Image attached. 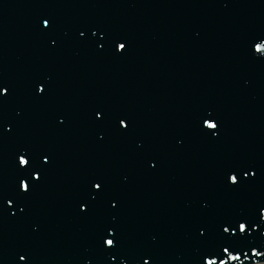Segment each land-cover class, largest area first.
<instances>
[{"label":"water","instance_id":"water-1","mask_svg":"<svg viewBox=\"0 0 264 264\" xmlns=\"http://www.w3.org/2000/svg\"><path fill=\"white\" fill-rule=\"evenodd\" d=\"M42 17L55 21L54 31L41 30ZM97 28L126 39V54L78 37ZM254 34H264V0H0V81L12 85L0 119L15 127L0 136V188L14 191L20 147L52 154L25 212L0 211V264H17L21 250L31 264H142L145 254L150 264H200L208 244L198 227L211 243L221 219L256 220L264 205V60L248 53ZM37 80L48 81L46 96L34 94ZM98 108L129 116L128 132L94 122ZM205 108L221 117L218 140L198 131ZM239 160L258 176L226 187L222 173ZM98 177L118 207L101 201L81 215L77 206ZM107 226L121 241L111 262L100 247ZM261 245L257 230L244 246Z\"/></svg>","mask_w":264,"mask_h":264},{"label":"snow or ice","instance_id":"snow-or-ice-1","mask_svg":"<svg viewBox=\"0 0 264 264\" xmlns=\"http://www.w3.org/2000/svg\"><path fill=\"white\" fill-rule=\"evenodd\" d=\"M55 29V21L51 17L41 18V30L52 32ZM90 36L85 30H79L78 37L91 44L97 51L103 52L111 46L113 54L123 56L127 52V40L119 36L109 34L102 29H89ZM99 33V38L97 34ZM55 45L58 42L53 40ZM247 49L250 57L254 60H264V34H254L247 41ZM259 54V55H257ZM48 81L37 80L32 86V90L37 96H46V86ZM12 95V85L7 81H0V101L6 102ZM19 115V114H18ZM58 123L63 125L65 118L57 117ZM93 120L102 126L106 121L114 122V126L119 132L127 133L131 127V119L126 114L109 113L106 109L98 108L93 112ZM198 131L208 140H218L221 135V117L214 108H205L195 117ZM15 135L13 124L0 119V136ZM103 140V136H100ZM52 166V154L46 150L33 151L29 147H20L14 153L15 182L14 191L8 194L0 188V211L9 213L12 217L19 213L23 214L26 208V201L35 191L38 185L44 180L45 174ZM151 168H156L157 163L149 161ZM259 170L248 161H235L222 173V181L226 187L239 188L245 182H252L258 176ZM86 199H82L77 206L81 215H88L93 210V205L104 201L109 210L118 207V200L107 196V185L103 177H98L89 182ZM260 231L264 236V205L257 209V219L247 218H224L216 225L215 239L208 242L207 229L204 226L197 228V235L208 244L201 256L200 264H264V245L258 247H245V242L249 241L254 232ZM100 247L109 257V262L116 261L121 255L120 233L117 227L107 226L100 236ZM250 253V254H249ZM17 264H31V257L27 250L17 253ZM152 257L149 254L141 257L142 264H150ZM120 264H126L121 261ZM140 264V261H137Z\"/></svg>","mask_w":264,"mask_h":264}]
</instances>
